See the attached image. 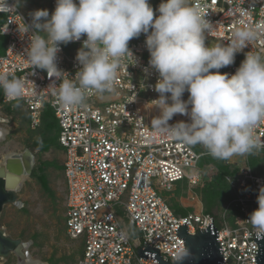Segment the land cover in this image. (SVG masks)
<instances>
[{
  "label": "built area",
  "instance_id": "1",
  "mask_svg": "<svg viewBox=\"0 0 264 264\" xmlns=\"http://www.w3.org/2000/svg\"><path fill=\"white\" fill-rule=\"evenodd\" d=\"M23 1L8 0L14 10L0 12L5 15L0 33L7 37L0 72L21 79L23 93L5 98L0 89L1 98L7 103L21 101L33 129L42 125L48 110L58 121V141L65 150L66 230L82 244L77 264H159L157 258L138 254L145 241L159 248L164 260L173 262L177 249L185 248V240L177 234L178 225L185 223L188 232L196 233L207 228L212 218L224 254L219 264H255L259 246L247 218L258 207L264 177L256 175L249 165L223 161L230 167L225 180L238 191L222 216L205 211L177 212L161 194L171 192L178 183L200 184L204 178L200 162L210 154L151 127L144 106L158 98L153 90L158 73L148 64L146 35L129 42L132 55L121 59L113 91L88 90L82 104L65 107L48 88L55 78L46 70L32 68L27 59L32 30L27 28L31 20ZM46 1L54 11L56 0ZM160 2L157 0L158 5ZM191 4L215 25L209 39L227 43L237 27L261 29L252 45L237 53L240 59L235 58L234 64L221 72L234 73L249 51L264 54V0H191ZM85 38L61 45L57 54L58 67L74 83L80 68L76 55ZM254 136L261 145L257 149H264V122L254 130ZM130 227L136 230V237Z\"/></svg>",
  "mask_w": 264,
  "mask_h": 264
},
{
  "label": "clouds",
  "instance_id": "2",
  "mask_svg": "<svg viewBox=\"0 0 264 264\" xmlns=\"http://www.w3.org/2000/svg\"><path fill=\"white\" fill-rule=\"evenodd\" d=\"M14 7L0 0V12ZM30 15L27 59L32 68L55 78L48 88L63 106L82 104L88 90L113 91L121 59L132 55L129 42L143 33L149 67L158 73L153 86L159 108L151 121L154 130L186 145H202L219 160L252 154L261 146L254 130L264 122V56L249 51L234 73L220 71L258 38L257 26L237 27L227 43L206 44L216 27L191 0H161L155 11L149 0H56L51 14L38 9ZM82 37L86 38L77 51L80 68L74 83L58 67L57 54L61 45ZM23 88L21 79L0 72L5 98L21 96ZM177 114L188 120L170 124ZM257 203L247 220L255 235L264 238V186ZM185 255L183 248L177 249L175 264Z\"/></svg>",
  "mask_w": 264,
  "mask_h": 264
},
{
  "label": "rangeland",
  "instance_id": "3",
  "mask_svg": "<svg viewBox=\"0 0 264 264\" xmlns=\"http://www.w3.org/2000/svg\"><path fill=\"white\" fill-rule=\"evenodd\" d=\"M21 4L30 20V13L35 10L47 9L50 14L52 12L46 0H25ZM149 4L153 10L159 6L157 0H149ZM218 43L221 42L206 38V44ZM236 59L239 60L240 56L236 55ZM186 95L187 92L184 94V99ZM154 104L147 103L144 106L150 123L155 116L159 115V108ZM180 120H188V117L177 114L169 122ZM0 126L7 131L5 136L0 138V161L5 154L31 148L36 156L35 167L49 161L44 172L50 186L48 190L35 175L27 176L22 189L18 192L23 206L6 204L0 213V228H5V231L15 238L30 240L32 242L29 247L30 255L40 260L41 264H77L82 254V244L72 239L66 230V184L63 166L65 150L58 141L57 127L50 131V138L52 137L55 144L49 151L33 148L32 144L42 128L31 127L29 113L21 101L7 103L3 98H0ZM194 147L201 151L205 150L202 145ZM229 160L246 163L245 165H249L256 175L264 177V149H255L252 154L233 156ZM202 171L204 178L200 184L193 186L183 182L179 186L176 185L171 192L162 191L161 194L168 197L172 204L178 203L184 208L192 207V212H206L209 205L208 197L211 193L206 191V187L218 170L214 163H208ZM235 189L231 191L230 198H218L212 209L213 214L218 216L224 214L232 196L238 191L237 187ZM129 231L133 237L137 236L134 228L130 227ZM18 263L14 253L7 259L0 257V264Z\"/></svg>",
  "mask_w": 264,
  "mask_h": 264
},
{
  "label": "water",
  "instance_id": "4",
  "mask_svg": "<svg viewBox=\"0 0 264 264\" xmlns=\"http://www.w3.org/2000/svg\"><path fill=\"white\" fill-rule=\"evenodd\" d=\"M4 136L5 133L2 138ZM35 164L36 156L30 148L21 152H13L11 157L0 161V213L8 203L19 207L23 206V202L18 197V192L22 189L27 176L33 174ZM177 234L185 240L186 255L182 258L181 264H219L224 257L213 218L212 223L207 228H199L196 233L188 232L185 223L180 224ZM254 239L259 246L255 264H264V238H258L254 234ZM31 243L30 240L15 238L8 234L5 228H0V257L4 259L9 258L14 253L18 262L24 263L30 256L29 247ZM137 252L142 257L157 258L159 264H175V261L164 260L160 255V249L150 247L146 241L145 245L137 249Z\"/></svg>",
  "mask_w": 264,
  "mask_h": 264
},
{
  "label": "trees",
  "instance_id": "5",
  "mask_svg": "<svg viewBox=\"0 0 264 264\" xmlns=\"http://www.w3.org/2000/svg\"><path fill=\"white\" fill-rule=\"evenodd\" d=\"M4 16H5L4 14L3 15L0 14V23L2 22V20H4ZM6 45H7V37L0 33V55L4 53L6 49ZM1 94L2 92L0 91V98H1ZM55 127H57V132H58L59 131L58 121L54 116V114H52V111L48 110L44 113L42 125L39 127L42 128V131L37 136L36 140L33 142L32 147L39 149L41 151H49L52 148L53 144H55L53 142L52 137L50 138V131H52ZM200 163L203 168H205L208 165V163H214L218 170V172L213 176L212 181L209 182L206 187L207 192L211 191L208 197L209 205L206 212L213 213L212 209L218 198L231 197L232 188L225 180V175L230 172V167L224 164L223 161L213 158L211 155L204 156ZM48 164L49 161H45L41 163V165H39L34 169L33 174L39 178L43 187L49 190L50 186H49L48 178L46 173L44 172ZM180 184L181 183H178L177 185L179 186ZM173 207L176 209L177 212L183 214H186L192 210V207L184 208L180 206L178 203L173 204Z\"/></svg>",
  "mask_w": 264,
  "mask_h": 264
},
{
  "label": "bare ground",
  "instance_id": "6",
  "mask_svg": "<svg viewBox=\"0 0 264 264\" xmlns=\"http://www.w3.org/2000/svg\"><path fill=\"white\" fill-rule=\"evenodd\" d=\"M4 133L6 134V130L4 128H2L0 130V138H2ZM11 155H13V153H8V154L3 155L2 160L4 161L5 159L11 157ZM39 263H40V260H37L32 255H30L29 258L22 264H39ZM18 264H21V262H19Z\"/></svg>",
  "mask_w": 264,
  "mask_h": 264
},
{
  "label": "flooded vegetation",
  "instance_id": "7",
  "mask_svg": "<svg viewBox=\"0 0 264 264\" xmlns=\"http://www.w3.org/2000/svg\"><path fill=\"white\" fill-rule=\"evenodd\" d=\"M25 149H26V148H25ZM25 149H24V150H25ZM30 149H31V148H30ZM31 150H32V149H31ZM38 150H39V149H38ZM32 151H33V150H32ZM37 167H38V166H37ZM35 168H36V167H35ZM35 168H34V169H35ZM33 175H34V174H32L31 176H33ZM35 176H36V175H35ZM36 177H37V176H36ZM37 178H38V177H37ZM38 180H39V178H38ZM39 181H40V180H39Z\"/></svg>",
  "mask_w": 264,
  "mask_h": 264
}]
</instances>
